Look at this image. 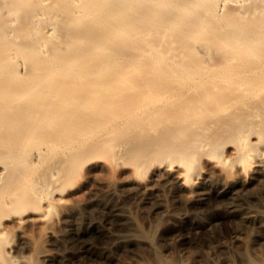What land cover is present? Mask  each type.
<instances>
[{"label":"bare ground","instance_id":"6f19581e","mask_svg":"<svg viewBox=\"0 0 264 264\" xmlns=\"http://www.w3.org/2000/svg\"><path fill=\"white\" fill-rule=\"evenodd\" d=\"M115 168L143 213L188 191L264 239V213L240 210L264 201V0H0V239L40 227L38 258L66 259Z\"/></svg>","mask_w":264,"mask_h":264},{"label":"rangeland","instance_id":"374dc122","mask_svg":"<svg viewBox=\"0 0 264 264\" xmlns=\"http://www.w3.org/2000/svg\"><path fill=\"white\" fill-rule=\"evenodd\" d=\"M123 177L118 168L103 176L100 174V178L116 184ZM119 184L117 194L100 196L103 199L100 198L99 207L84 209V212L82 209V221L78 220V227H70L78 228L76 239L61 241L65 248L61 249L67 250L69 258L55 257L47 262L38 258V252L51 247V243L48 244L45 236L47 240L43 238L42 228L32 226L25 230L32 237L31 242L24 243L16 230L8 231L1 237L4 259H9L11 264H66L81 246H88L87 254L73 264H115V259L124 264H261L264 261V239L256 240L252 235L248 239L237 238L236 233L242 228L238 212H229L226 205H221L214 197L196 206L191 203V194L186 191L181 197L185 204L182 212L175 213V202L169 198L167 205L172 211L157 216L139 209L136 187L122 188ZM90 189H97V186L92 184ZM80 194L81 200L88 198L87 194ZM56 205L49 217L53 228L58 227L62 210L59 204ZM114 207L123 212H109L108 209ZM245 209L264 213V201L248 198L240 207V210Z\"/></svg>","mask_w":264,"mask_h":264}]
</instances>
